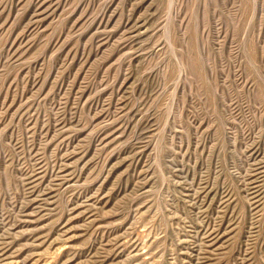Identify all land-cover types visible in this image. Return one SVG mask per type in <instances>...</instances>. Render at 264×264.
Segmentation results:
<instances>
[{"label": "rangeland", "instance_id": "374dc122", "mask_svg": "<svg viewBox=\"0 0 264 264\" xmlns=\"http://www.w3.org/2000/svg\"><path fill=\"white\" fill-rule=\"evenodd\" d=\"M0 264H264V0H0Z\"/></svg>", "mask_w": 264, "mask_h": 264}]
</instances>
